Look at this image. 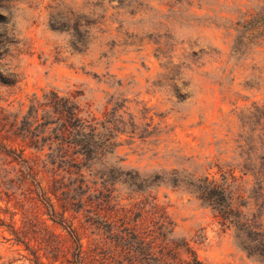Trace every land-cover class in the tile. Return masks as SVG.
Listing matches in <instances>:
<instances>
[{
    "label": "rangeland",
    "instance_id": "374dc122",
    "mask_svg": "<svg viewBox=\"0 0 264 264\" xmlns=\"http://www.w3.org/2000/svg\"><path fill=\"white\" fill-rule=\"evenodd\" d=\"M253 19L260 34L239 60L231 57L236 30ZM0 34L7 43L0 111H23L32 94L47 90L78 94L84 115L101 122L115 109L124 131L107 167L146 178L208 176L218 184L229 171L233 191L246 196L253 178L243 167L264 164V0H0ZM250 155L254 162H245ZM22 158L36 163L44 190L54 179L74 181L61 171L53 176L44 153L26 149ZM9 161L0 155V264H66L62 254L70 259L74 247L68 229ZM82 175L88 188L70 186L63 198L84 204L63 218L83 245L105 240L98 213L155 236L162 220L170 247L184 243L204 264H261L184 186L156 183L134 193ZM49 203L62 211L54 197Z\"/></svg>",
    "mask_w": 264,
    "mask_h": 264
},
{
    "label": "trees",
    "instance_id": "16d2710c",
    "mask_svg": "<svg viewBox=\"0 0 264 264\" xmlns=\"http://www.w3.org/2000/svg\"><path fill=\"white\" fill-rule=\"evenodd\" d=\"M259 25L262 26L255 19L239 25L231 47V57L239 60L243 56L253 39L260 34ZM1 35L4 34H0V53L5 51L7 44ZM78 96L52 89L32 94L23 111H0V155L10 159L8 163L17 162L21 171L30 179V186L46 201L51 219L54 222L57 219L61 226L68 229L74 247L70 259L66 258L68 252L62 254L66 264H204L186 244L170 247L167 239L169 228L162 220L156 226L158 232L155 236L149 227L137 231L127 227L123 221L108 223L96 213L97 218L104 223L102 226L96 225L97 229H102L105 240L83 245L72 222L64 219L63 214L69 208L75 209L74 205H83L84 202L81 199L72 203L63 195L70 186L80 191L88 188L82 178L84 171L98 179L101 186L108 188L120 185L134 193L145 192L156 183L172 187L184 186L189 194L220 218L225 229L232 230L237 247L248 257L256 258L264 264V164L258 169L254 164H251L252 168L243 167V174L249 173L253 178V184L245 197L233 191L236 179L232 172H222L220 169L221 183L218 184L208 176L197 178L173 172L146 178L135 170H125L119 166L107 167L106 160L115 153L117 147L115 140L124 133L117 130L115 125L116 111L112 109V113L99 122L84 115ZM3 141H19L23 148L11 149V146L2 144ZM26 149L44 153V162L51 167L49 172L58 176L61 171L69 177L68 180L75 177L73 183L66 185L54 179L44 190L35 179L38 175L36 163H29L22 158ZM250 157L243 156V160L252 162ZM51 197L60 204V213L49 203ZM180 250L186 258L179 257Z\"/></svg>",
    "mask_w": 264,
    "mask_h": 264
}]
</instances>
